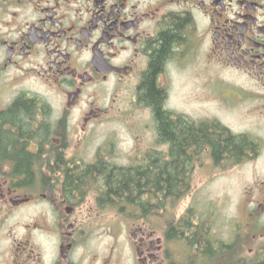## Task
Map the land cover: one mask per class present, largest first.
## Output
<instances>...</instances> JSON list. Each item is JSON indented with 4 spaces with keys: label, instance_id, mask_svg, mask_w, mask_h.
<instances>
[{
    "label": "flooded vegetation",
    "instance_id": "1",
    "mask_svg": "<svg viewBox=\"0 0 264 264\" xmlns=\"http://www.w3.org/2000/svg\"><path fill=\"white\" fill-rule=\"evenodd\" d=\"M109 118L134 162L89 150ZM242 166L231 211L195 194ZM0 264H264V0H0Z\"/></svg>",
    "mask_w": 264,
    "mask_h": 264
},
{
    "label": "rangeland",
    "instance_id": "2",
    "mask_svg": "<svg viewBox=\"0 0 264 264\" xmlns=\"http://www.w3.org/2000/svg\"><path fill=\"white\" fill-rule=\"evenodd\" d=\"M176 102L181 103L183 101ZM137 124L138 119L129 123L125 120L120 121L117 118L98 121L96 126L98 133L93 138L89 150H95L97 145H103V143H105L112 147L108 151L112 156L110 157L109 154L106 156L110 157L114 163L122 165L134 162L135 153L138 152L139 149L133 146L131 142L132 137L126 131L127 129L132 130L129 126L136 127ZM110 142L113 144H110ZM102 151L105 152L106 150L102 149ZM250 182L251 169L249 166H242L239 169L227 171L224 176H216V180L210 186L200 185L202 187H200L195 194H201L203 199L223 203L222 209L224 212H229L233 209V200L237 198L238 195H243L245 193Z\"/></svg>",
    "mask_w": 264,
    "mask_h": 264
},
{
    "label": "trees",
    "instance_id": "3",
    "mask_svg": "<svg viewBox=\"0 0 264 264\" xmlns=\"http://www.w3.org/2000/svg\"><path fill=\"white\" fill-rule=\"evenodd\" d=\"M172 33H166L161 36L160 38V45L158 47V50L156 53L153 55V62L151 64V69L148 75L146 76V91L147 94H149V99L153 100L151 103L156 107V110L158 109L159 101H157V89L155 87L154 83V72L158 69L160 65V58L162 55H164L165 51L167 50L169 43L171 42L172 38ZM165 131L164 134L171 133L172 128H169L165 125L163 128ZM176 131V129H174ZM178 132V131H177ZM178 136V135H177ZM187 138H194L193 135L189 136ZM171 142H173V147L176 146V140L170 139ZM231 146V145H230ZM22 155L21 157L23 160H25V156ZM170 165H167L165 167V171H162L161 174H158V176L155 177L156 171L151 169L146 172V170L142 171L140 169H136L134 172L129 171V172H124V171H119L114 173L113 175V180L108 187L113 188L114 191H119V192H127L131 194L138 193L141 189H172L174 188V183L173 181V172H171ZM146 172V173H145ZM163 176H166V178H162ZM159 179H158V178ZM142 179H146V182H141Z\"/></svg>",
    "mask_w": 264,
    "mask_h": 264
}]
</instances>
